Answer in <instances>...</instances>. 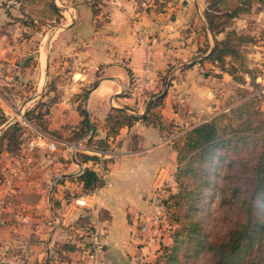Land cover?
I'll use <instances>...</instances> for the list:
<instances>
[{
	"label": "crops",
	"instance_id": "obj_1",
	"mask_svg": "<svg viewBox=\"0 0 264 264\" xmlns=\"http://www.w3.org/2000/svg\"><path fill=\"white\" fill-rule=\"evenodd\" d=\"M154 1L101 0L104 21L96 31L91 7L81 4L80 14L72 16L76 22L65 28L81 32L66 52L77 42L85 46L75 54L86 67L74 69L71 79L79 87L95 70L99 74L81 105L86 120L96 125V138L106 137L102 123L112 109L141 116L149 101L165 94L163 117L181 124L187 116L182 103L207 94L197 69L198 48L205 33L206 56L215 37L207 31L202 1L158 0V6ZM90 32H95L93 38L83 41ZM7 50V43L0 44V56ZM170 63L186 66L176 80L187 86L165 92L161 82ZM38 67L46 69L47 64L39 61ZM76 85L71 84L64 100L54 104L57 111L69 110L66 123L80 118L78 101L69 99ZM162 139L156 126L139 119L109 138L108 151L79 152L97 155L104 163L81 161L69 150L74 142L61 140L55 152H48L53 154L29 171L34 173L28 183L16 182L1 202L0 264H154L159 248L138 241L136 217L150 206L151 194L165 182L168 164L175 159L171 145ZM86 167H93L98 180L85 193L77 176Z\"/></svg>",
	"mask_w": 264,
	"mask_h": 264
},
{
	"label": "rangeland",
	"instance_id": "obj_2",
	"mask_svg": "<svg viewBox=\"0 0 264 264\" xmlns=\"http://www.w3.org/2000/svg\"><path fill=\"white\" fill-rule=\"evenodd\" d=\"M47 1L0 0V44L5 46L7 43L8 47V50L0 56V138L6 134L4 138L0 139V204L6 201V197L10 195L6 192L13 189L16 182L28 183V179L34 173L29 171H35L34 165L42 163V159L53 154L40 150H24L25 141L30 136L37 132L59 141H73L77 138L80 140V137L83 138L85 133L84 128L81 127L84 116V109L81 107L84 101L83 95L93 86L97 80L96 77L99 76L98 71L95 70L94 73H91L90 78L84 80L79 87L71 79V73L74 69L77 70L79 69L77 67L80 66L86 67L85 63L79 64L82 61L78 60L79 56L75 54L79 53L85 46L77 42L70 52H66L65 47L73 45L81 32H70L65 28L68 23L73 22L72 16L75 18L77 14H80L81 4H88L90 7L94 4L100 10V0H53L59 8L56 14L47 11ZM201 1L203 3L202 16L207 28L205 13L207 8L214 4V0ZM224 2L232 4L235 0H225ZM221 3L219 13L213 12L217 10L215 7L208 13L223 16L226 11H232V8L224 9V3ZM160 4L158 0L154 1V5ZM91 18L94 31H96L104 21L103 15L99 13L98 16L92 15ZM219 23L229 26L225 31L217 32L215 36L207 29L215 37L213 38V46L215 41L225 38L227 31L234 30L238 35L244 37L240 43L236 42L241 56L237 59L227 57L225 66L207 59L206 56L213 46L207 55L203 56L208 50L209 43L206 40V34L201 33L202 40L198 48L200 58L197 61V69L202 84L206 86L207 94H200V98L198 96L192 97L182 103L187 116L181 124H175L173 120L165 119L161 109L156 108L163 117L160 126L162 128V133H160L163 138L162 142H168L167 145H171L169 152H175V159H171L168 164V176L160 189L151 194V200H154L157 206L161 207L160 209L165 215L169 217L171 215L172 220L181 221V223H168L169 229L165 237L167 242L158 249L159 255L166 251L165 247L171 248L176 245L179 257L181 258L187 252L190 263L200 260L204 256H210V253L206 251V246L202 243V236L207 233L205 225L210 221L209 211L211 218H215L216 215L214 206L217 203V198L215 194L211 193V190L215 188L213 183L214 171L220 168L219 155L226 151V147L224 148L223 143L215 146L211 161L204 163L208 170L202 173V175L207 174L204 176L203 183L200 182L199 184V173L183 177L191 187L192 182L199 184L197 190L193 188L194 192L197 193L195 199L191 200L187 206H184L182 201L179 208L171 206L167 209L165 203L173 204L174 200L170 199V196L178 191L175 182L178 167L177 148L184 145V137L187 131L213 118L220 117L230 107L238 105L243 99L252 98L255 102L254 107L264 113V0H251L247 12L232 18L224 16ZM94 35L95 32H90V36L83 38V41L86 38H93ZM39 61L46 62V69L38 67ZM240 63L245 68H242ZM184 68L186 66L183 64H169L168 72L161 82L165 92L170 88L175 91L182 86H187L185 82L179 83L176 80L178 73ZM247 69L255 78V85L253 86L249 84L250 78L245 73ZM231 72L235 76L231 75ZM75 76L79 77V75ZM241 76L246 80L245 84L238 82V78ZM71 84L76 86L72 90L74 94L69 99L74 102L78 101L77 116L80 118H77L75 123H66L67 118L68 121L71 119L69 110L59 109L57 111L59 106L54 104L64 100V91L72 88ZM238 87L247 89L249 94L240 98L239 92L236 90ZM36 91L41 92V95L35 96ZM181 93L180 90L179 94ZM185 94L190 96L191 92H185ZM173 99H175L174 96ZM151 101L157 104V99L154 98ZM172 107L176 108L175 102H172ZM156 109L154 111H157ZM62 117L64 118L61 122ZM225 121L223 119V124ZM16 124L18 125L13 130V125ZM219 129L226 138L228 135L226 129ZM23 172L26 174L22 176L21 173ZM194 228L198 230V233L192 231ZM195 234L199 236H195ZM197 241H201V244L199 245ZM186 260H188L187 257ZM164 261L165 259H162V264Z\"/></svg>",
	"mask_w": 264,
	"mask_h": 264
},
{
	"label": "trees",
	"instance_id": "obj_3",
	"mask_svg": "<svg viewBox=\"0 0 264 264\" xmlns=\"http://www.w3.org/2000/svg\"><path fill=\"white\" fill-rule=\"evenodd\" d=\"M224 1L214 0V4L208 7L205 13L207 29L214 36L217 32L225 31L229 26L219 23L222 17L232 18L247 12L251 4V0H235L232 4H226ZM221 2L224 3V9L232 8V11H226L223 16L208 13L213 7L217 8L213 12L219 13ZM46 9L52 14L59 11L53 0L46 2ZM91 11L95 17L101 13V9L99 10L94 4L91 5ZM243 39L244 37L238 35L234 30L227 31L224 39L215 41L206 58L225 66L227 57L237 59L241 56L236 42L240 43ZM240 65L245 68L242 63ZM245 73L250 78L249 84L255 85V78L250 74V71L247 69ZM231 75L235 76L232 72ZM238 80L241 84L246 83L242 76ZM236 90H238L240 98L249 94L245 88L238 87ZM87 92L83 95V99L87 97ZM155 99H157V104L149 101L145 113L141 116L129 115L123 109H112V112L102 123L103 129L106 131L105 138L95 137L96 125H91L86 120L85 111H83L81 127L85 132L82 139H85L86 148L99 152L108 151L110 148L109 138L115 137L122 127L131 126L139 119L146 124L156 126L162 133L160 126L163 117L158 109H161L163 94ZM254 103L252 98L243 99L220 117L192 128L186 132L184 145L177 148L178 167L175 182L178 191L170 196V199L174 200L173 204L165 203L167 209L171 206L179 208L182 201L184 206H187L191 200L195 199L197 193L193 188L197 190L200 182L203 183L204 176L207 175L206 173L202 175L208 170L204 163L211 161L215 146L223 143L224 148L226 147V151L219 155L220 168L214 171L215 188L211 190V193L215 194L217 198V203L214 206L216 215L215 218H211L209 211L210 221L205 225L207 233L202 236V243L206 246V251L210 253V256H204L200 260L190 263L188 253L185 252L180 258L178 247L173 245L171 248L165 247L166 251L156 258L154 264H162V259H165L164 264H264V113L254 107ZM155 109L157 111H154ZM223 119L226 120L225 124L222 122ZM17 125H13L12 129L15 130ZM219 128L226 129L228 132L226 138H224V133H220ZM89 131L91 133H88ZM78 140L79 138L67 141ZM75 157L81 161L105 162L100 160L97 155L86 153H76ZM197 173H199V184L192 182L191 187L183 177L197 175ZM97 180L98 174L93 167L84 168L77 176V181L85 193L96 187ZM166 213L168 214L167 210ZM165 216L169 224L181 223L179 220L176 222L172 220L171 215L170 217ZM193 230L198 233L196 228ZM195 236L199 235L195 234ZM197 243L200 245L201 241H197Z\"/></svg>",
	"mask_w": 264,
	"mask_h": 264
},
{
	"label": "built area",
	"instance_id": "obj_4",
	"mask_svg": "<svg viewBox=\"0 0 264 264\" xmlns=\"http://www.w3.org/2000/svg\"><path fill=\"white\" fill-rule=\"evenodd\" d=\"M84 141L85 139H80L71 143L69 150L72 152H83L86 149V142ZM60 145V141L36 132L35 135L30 136L25 141L24 150L55 152ZM160 208L154 200H151L150 206L139 210L136 217L138 241L145 245H155L159 249L169 229L166 216Z\"/></svg>",
	"mask_w": 264,
	"mask_h": 264
}]
</instances>
